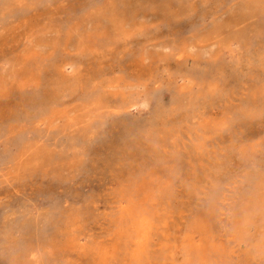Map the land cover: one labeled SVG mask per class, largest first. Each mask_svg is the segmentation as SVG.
Here are the masks:
<instances>
[{
  "label": "rangeland",
  "instance_id": "374dc122",
  "mask_svg": "<svg viewBox=\"0 0 264 264\" xmlns=\"http://www.w3.org/2000/svg\"><path fill=\"white\" fill-rule=\"evenodd\" d=\"M0 264H264V0H0Z\"/></svg>",
  "mask_w": 264,
  "mask_h": 264
}]
</instances>
